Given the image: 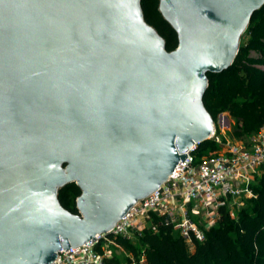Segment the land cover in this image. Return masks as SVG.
Segmentation results:
<instances>
[{
  "label": "water",
  "instance_id": "1",
  "mask_svg": "<svg viewBox=\"0 0 264 264\" xmlns=\"http://www.w3.org/2000/svg\"><path fill=\"white\" fill-rule=\"evenodd\" d=\"M264 0H0V264H52L113 228L210 140L208 74ZM224 117L220 114V120ZM75 183L77 214L59 192Z\"/></svg>",
  "mask_w": 264,
  "mask_h": 264
},
{
  "label": "trees",
  "instance_id": "2",
  "mask_svg": "<svg viewBox=\"0 0 264 264\" xmlns=\"http://www.w3.org/2000/svg\"><path fill=\"white\" fill-rule=\"evenodd\" d=\"M158 6L159 0H142L146 21L165 39L167 50L173 51L178 37ZM242 41L229 69L208 74L204 97L216 124L224 113L236 120L233 135L237 138L252 137L264 128V6L253 15ZM213 145L209 140L201 143L200 151ZM253 192L255 196L245 200L236 217L228 205L221 207L217 223L205 232L204 241L193 239V248L164 217L153 216L136 241L117 239L132 257L122 261L115 256L105 264H264V171L257 177ZM80 194L75 183L69 184L60 190L59 200L65 209L77 214Z\"/></svg>",
  "mask_w": 264,
  "mask_h": 264
},
{
  "label": "built area",
  "instance_id": "3",
  "mask_svg": "<svg viewBox=\"0 0 264 264\" xmlns=\"http://www.w3.org/2000/svg\"><path fill=\"white\" fill-rule=\"evenodd\" d=\"M213 148L200 151L201 143L186 151L171 177L153 194L139 201L112 232L98 235L80 247L61 249L52 264H105L120 251L117 239L134 242L153 216L164 217L193 248L220 217L223 206L242 207L255 196L253 185L264 171V128L247 145L225 138L217 129Z\"/></svg>",
  "mask_w": 264,
  "mask_h": 264
},
{
  "label": "rangeland",
  "instance_id": "4",
  "mask_svg": "<svg viewBox=\"0 0 264 264\" xmlns=\"http://www.w3.org/2000/svg\"><path fill=\"white\" fill-rule=\"evenodd\" d=\"M245 42L244 40L242 41ZM252 55H256L255 52H252ZM224 117L220 120V115L217 119V129L225 136V138L229 139L231 142L240 144V145H247L250 143L252 137H242L237 138L233 134L237 129V123L236 120L231 118L228 113L223 114ZM229 209L231 210V214L233 217L237 216L238 211L243 207H238L234 205H228ZM117 256L124 261L126 257H132L131 254H129L127 251H120Z\"/></svg>",
  "mask_w": 264,
  "mask_h": 264
}]
</instances>
